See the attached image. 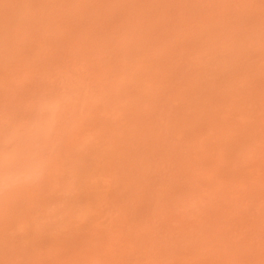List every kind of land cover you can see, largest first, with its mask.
<instances>
[{
	"label": "rangeland",
	"instance_id": "374dc122",
	"mask_svg": "<svg viewBox=\"0 0 264 264\" xmlns=\"http://www.w3.org/2000/svg\"><path fill=\"white\" fill-rule=\"evenodd\" d=\"M0 264H264V0H0Z\"/></svg>",
	"mask_w": 264,
	"mask_h": 264
}]
</instances>
